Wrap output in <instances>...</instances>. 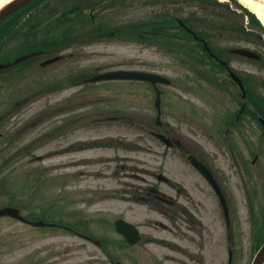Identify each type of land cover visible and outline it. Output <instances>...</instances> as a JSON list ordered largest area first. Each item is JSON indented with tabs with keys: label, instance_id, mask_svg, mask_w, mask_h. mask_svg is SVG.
<instances>
[{
	"label": "rangeland",
	"instance_id": "rangeland-1",
	"mask_svg": "<svg viewBox=\"0 0 264 264\" xmlns=\"http://www.w3.org/2000/svg\"><path fill=\"white\" fill-rule=\"evenodd\" d=\"M78 1L38 3L25 9L18 20L12 19L6 34H0V63L29 48L38 49L44 37L59 39L62 30H56L57 19ZM86 1L82 0L85 13L89 12ZM108 5L112 7L105 9ZM248 12L238 0H102L93 11V24L114 27L160 22L167 17L173 22H167L165 35L132 38L116 34L108 39L72 42L62 45L54 53L58 59L45 66L41 62L53 55L0 72V207L14 206L32 220L41 217L91 232L104 241L106 253L122 264L132 263L129 255L135 248L137 264H146L151 251L158 256L167 254L164 264H179V260L194 264L198 257L191 256L196 248L187 224L209 239L202 260L226 264V245L230 244L232 264H250L263 234L264 131L248 113L243 137L231 129L224 134L220 122L239 108L238 91L230 87L223 71L209 78V68L203 64L205 72L201 74L191 58L193 51L183 53L171 44L180 41L195 46L196 54L200 52L177 26V20L190 22L211 47L225 49L229 63L247 75L251 88L264 98V32L252 30ZM93 24L73 13L66 25L75 37ZM241 27L248 33L245 40L237 35ZM236 46L258 52L261 59L227 52ZM117 68L155 72L171 80L170 85H159L163 91L162 126L154 123L151 85L114 80L83 83L97 72ZM109 116L116 119L108 120ZM150 130L179 144L175 142L165 152L164 144ZM218 130L228 142L232 139V150L217 139ZM187 154L204 161L221 185L229 225L217 196L190 165ZM158 173L169 181H159ZM151 187L171 196L178 210L192 213L195 220L187 217L184 223L176 220L180 214L173 219L160 214L161 204L152 197L144 198ZM120 217L136 224L144 236L135 248L128 246L130 250L114 230L113 221ZM155 221L179 232L163 229ZM177 233L179 242L174 240ZM149 234L155 240L164 237L185 245L187 255L173 250L172 243L146 242ZM66 245L72 249L71 256L56 263L55 250ZM38 249L40 264H83L87 254L97 251L65 229H37L0 217V264H38ZM92 260L88 264L107 263Z\"/></svg>",
	"mask_w": 264,
	"mask_h": 264
},
{
	"label": "flooded vegetation",
	"instance_id": "flooded-vegetation-1",
	"mask_svg": "<svg viewBox=\"0 0 264 264\" xmlns=\"http://www.w3.org/2000/svg\"><path fill=\"white\" fill-rule=\"evenodd\" d=\"M189 24L190 25L186 24V27H183V31H185L186 33L188 32L190 35H192L197 41H199V43H202V46L204 47V42H203L204 38L199 33L198 34L196 33L197 36H194L192 34V32L187 30V28L188 29H190V28L192 29L190 22H189ZM193 31H195V30H193ZM237 35L239 37H241L242 40H245L248 37V33L247 32H243L242 34L239 33ZM196 47H199V45L196 44ZM236 47H244V46H236ZM210 48H211V50H212V52L214 54L217 53L216 54L217 57L214 58L212 54L208 53L205 50L204 53H203L205 56H203V58H202L203 62H201L200 60L196 61V62L194 61L196 63V66H197V64L199 65V66H197L199 68V71L203 72L202 74H204V72H205L204 67L205 68H209V70L206 73H209V75H212V73H215L217 71V69H219L217 64L220 63L225 68V72H226V75L228 76V83H229L230 87H232V88H234L235 90L238 91V97H240V99H245L246 98V92H247V86H248V80H249L248 78L249 77L247 75L245 76L244 73H241L239 71H236V69H234V67L227 60L228 58H227V54L225 52V49H217V48H213V47H210ZM233 48L234 47L228 48L227 52H229L230 54H234V55H237V56L244 57V56H242L240 54H235V53L231 52V49H233ZM205 53L211 55L212 59L215 62L212 59H210ZM48 58H46V59H48ZM228 67L235 74H237L239 76V78L241 79V81L243 83V86H244V89H245V97H243L241 86L235 80H233V78L230 76V74H229V70L230 69H228ZM205 76H206V74H205ZM162 93H163V91H162ZM162 93H161V96H162ZM240 99L238 101H240ZM163 108H165V107H163ZM154 109H155V107H154ZM155 112H156V116H155L154 123H155L156 126L160 127V126H162V121L157 122V111H156V109H155ZM162 112H163V110H162V100H161L160 120H161ZM248 113H249V103H248V101H244L243 100V101L239 102V108L234 113L225 115L222 118V120L220 122L221 130L224 129V134H227L228 131L231 129L233 131V133L237 132V136L238 137H243V131H244L243 130V126L246 125V116L248 117V115H249ZM115 119H116V117H114V116H109L108 117V120H115ZM153 132H154V130H150V134L152 136H153ZM215 133L218 135L217 139H221L228 146V149L232 150V142H233L232 139L230 138L231 141L228 142L227 138L224 135H221L219 130L215 131ZM175 142L177 144H179V141H175ZM167 150H165V152H167ZM189 155H191V154H187L186 157L189 160L190 165H192V162L190 160ZM192 156H194V155H192ZM198 160L201 161L202 163H204V161H202L201 159H198ZM156 178L157 179L159 178L158 174L156 175ZM214 178H215V176H214ZM164 181L168 182L169 180L166 179ZM216 181H217V179H216ZM216 183H218V181ZM209 186H210V188L213 191V188L211 187V185H209ZM218 186L221 189V191L223 192V189H222V187H221V185L219 183H218ZM178 191H180L179 188H178ZM223 194H224V192H223ZM156 195L163 196V197L167 198V200H169L170 202H167L166 199L159 200L158 198H156ZM224 196H225V194H224ZM151 197L155 199V201L157 202L158 205L161 204V205H164V206L166 205L168 207V209H166V208H164V206L162 208V206L160 205V209H159L160 214H162L164 216H167L168 218L172 217V219L175 218L176 214H180V215H182V217H176V220H180V222H184V223H185L184 219H186L187 217L189 219H191L192 221L195 220V218L193 217L192 213H186L184 211L178 210L179 207H178V205H176V201L171 196L166 195L165 193L159 191L157 188L151 187L148 190H146V195L144 196V198L145 199H150ZM225 201H226V197H225ZM226 203H227V201H226ZM222 213H223V211H222ZM24 217L27 218V219H30V218H28L26 216H24ZM223 217H225L224 213H223ZM34 220L38 221V220H41V219H40V217H38V218H36ZM155 222L157 223L158 226L162 227L163 229H167V227H163L161 225V223H160L161 221H155ZM173 224L174 225L176 224L175 220H173ZM40 225L36 226L37 229L42 227V225L41 226ZM187 225H188L187 231L193 232L192 236H194V239L192 240V246L194 245V247L196 248V250H194V251H196V253H193V251H192L191 256H193L195 259L198 257L197 260H193L194 264H205V263L206 264H214V260L213 259H211L209 261L202 260L203 250L207 248L206 246H207V244L209 242V239H207L206 235H204L203 232L200 231L199 229H197L195 227H189L190 224H187ZM226 225H229V223H227ZM44 226L50 227V228L58 227V228H61V229H65L66 231L70 232L72 235H74V236L86 241L90 245H92L94 248H96V250H97L96 252H99L100 255L102 256V258H101L99 255H97L96 252H95V249H94L93 253L91 255L90 254L86 255L87 256V260L84 261L83 264H88L93 258L94 259L92 261L98 260V261L105 262V263L107 262L106 264H122V262L119 259H116L114 256L109 255V254L106 253V244L103 243V240L101 238H97L91 232L84 231V230L78 229L76 227H72V226H69V225H66V224H62V223H58V222H48V223H45ZM167 230L179 232V230L176 229V228H171V229H167ZM175 235L177 236V238L174 239V240H177L179 242V240H180L179 233H177ZM183 235L189 236L188 234H185V233ZM117 236L124 242V247L127 248V249L135 248L137 246V244H138V243H136V244H128L127 241L125 240V238L121 234L117 233ZM226 236H227V239L229 240V234H227ZM146 237H147L146 242L149 241V243L152 244V245H154V244L160 245V243H162V242L167 243V244L172 243L173 244V248H172L173 250H176V252L179 253L180 255H182L183 257L187 255L186 254V250H185V245H183V244L176 243L175 241L171 242L169 239H166L164 237H158V239L155 240L154 239L155 237L150 235V234L146 235ZM143 238H144V236L142 235V233H140V240L142 241ZM39 246L41 247V245H39ZM128 246H129V248H128ZM226 248H227V261H226V264H232L233 251H232V248H231L230 244H227ZM55 252H56L55 262L57 263L58 261H62L65 258H67V256H71L72 249L69 246L67 247V245H66V247L60 248L58 250H55ZM188 254L190 255V252ZM230 254H231V257H230ZM138 256L139 255H138V252H137L136 248L133 251L130 250L129 257L131 258L133 264H137V262H139V259H138L139 257ZM36 257H37L36 260H39L38 264H40L42 259H41V251L39 249L36 251ZM95 258H97V259H95ZM167 258H168L167 254H163V255L160 254L158 256V254H156L155 252L151 251V252H148V254H147L146 264H164V262L167 260ZM178 263L179 264H187L185 262V260H179Z\"/></svg>",
	"mask_w": 264,
	"mask_h": 264
},
{
	"label": "water",
	"instance_id": "water-1",
	"mask_svg": "<svg viewBox=\"0 0 264 264\" xmlns=\"http://www.w3.org/2000/svg\"><path fill=\"white\" fill-rule=\"evenodd\" d=\"M32 0H12L8 4H6L4 7L0 9V21L15 12L16 10L20 9L21 7L25 6ZM233 52L240 53L244 56L254 58V59H260V56L258 53L248 50V49H234ZM54 59L47 60V62H51ZM43 63V64H45ZM2 65H0L1 67ZM234 79L239 82V84L242 86L241 81L239 78L232 73ZM106 80H140V81H149L156 89V99H155V106L158 111L157 116V122H159V116H160V93L161 91L157 88V83H164L169 84L170 80L166 77L148 72L143 70H135V69H112V70H106L99 72L87 79L84 80V82H96V81H106ZM154 135L159 138L161 141H163L167 147L172 145V141L170 138L166 137L165 135L161 133H154ZM192 164L200 171V173L207 179V181L211 184V186L214 188L215 192L219 196V199L221 201V204L224 209V213L226 216V219H228L227 216V205L223 196V193L221 189L219 188L218 184L216 183L215 179L212 176V173L209 171V169L201 162L197 161L195 158L191 159ZM159 179L165 180V177L162 175H158ZM158 198L164 199L161 196H158ZM167 202H170L169 200H166ZM11 215L18 218H22V216L19 214V210L14 207H2L0 208V215ZM33 224H43V221L34 222ZM116 230L123 234L128 242L135 243L137 239L139 238L138 231L134 227L133 224L123 220V219H117L115 221ZM264 262V243L261 245L259 250L256 252V254L253 257V260L251 264H263Z\"/></svg>",
	"mask_w": 264,
	"mask_h": 264
},
{
	"label": "trees",
	"instance_id": "trees-1",
	"mask_svg": "<svg viewBox=\"0 0 264 264\" xmlns=\"http://www.w3.org/2000/svg\"><path fill=\"white\" fill-rule=\"evenodd\" d=\"M44 0H35L34 2H32L31 4H29L27 7L31 6H36L38 3L42 2ZM46 3L48 4V2H50L51 0H45ZM62 1V0H60ZM102 3V0H96V1H92L89 0L85 3V7L88 8H93L95 10L96 6L100 5ZM82 1H78V2H74L73 4H70L68 7L65 8V10H63L61 12V14L58 17V21H62L63 24H58L56 26V30L61 29L62 33L59 35V39L54 38L53 36H48L47 38L44 37L41 41H40V45L38 46L39 48L42 49H54L56 47L61 46L62 44H67L69 42H71L75 37L71 36L72 31L70 30L69 25H65L67 22H69L70 20V15H72L73 13L75 14V18L80 19V20H89L93 22L94 19V13L90 14V13H84L82 10H80V8H82ZM112 6L108 5L105 6V9H110ZM26 10H24L25 12ZM81 14V16H80ZM50 15H53L50 12ZM249 19L251 24H255L257 25L259 28H261L262 30V25L260 24V22L255 18L254 15H252L251 13H248ZM15 17H19L18 15H15L12 19H15ZM16 21V20H15ZM165 22H173V18H169L167 17L164 20H161L160 22L158 21H153L150 22L148 21V23L146 21H142L139 24H126V25H120V26H115V27H107V26H102V25H97V24H93L92 28L90 27L89 30V34L91 35V37L95 38V39H103V38H110L111 36H113L114 34H120L122 36H127V37H142V35H140V32L147 30L152 32V34L155 35H161L164 34L166 31V24ZM5 30H1L0 29V34H4L8 29L7 27L4 28ZM253 103L256 102V104H254V106L259 110L260 107L262 106V99L258 96L253 97ZM260 111V110H259ZM260 113H264L263 111H260ZM263 227V234H260L259 237V244L261 243V241L264 239V223L262 225Z\"/></svg>",
	"mask_w": 264,
	"mask_h": 264
},
{
	"label": "bare ground",
	"instance_id": "bare-ground-1",
	"mask_svg": "<svg viewBox=\"0 0 264 264\" xmlns=\"http://www.w3.org/2000/svg\"><path fill=\"white\" fill-rule=\"evenodd\" d=\"M12 0H0V9ZM245 7L251 10L264 27V0H239ZM264 264V262H263Z\"/></svg>",
	"mask_w": 264,
	"mask_h": 264
}]
</instances>
